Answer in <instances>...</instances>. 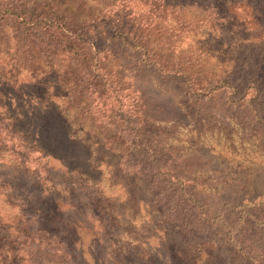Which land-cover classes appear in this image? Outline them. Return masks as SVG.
Masks as SVG:
<instances>
[{
	"label": "rangeland",
	"instance_id": "1",
	"mask_svg": "<svg viewBox=\"0 0 264 264\" xmlns=\"http://www.w3.org/2000/svg\"><path fill=\"white\" fill-rule=\"evenodd\" d=\"M139 40L148 57L131 45ZM155 49L176 66L192 65L198 78H230L242 97L206 103L223 108L215 121L183 118L181 80L171 81L167 99L184 109L160 137L164 123L145 129L148 144L171 147L194 180L191 203H173L172 190L144 175L141 157L121 155L145 120L164 114L161 76L144 61ZM247 104L264 118V0H0V130L14 117L17 126L45 125L66 145L63 163L78 170L66 171L53 154L16 160L36 139L2 132L0 222L75 223L63 236L77 245L58 247L59 256L71 253L55 264L79 263L80 252L87 264H264L256 251L262 245L264 256V236L239 251V230L220 225L244 210L264 216V122ZM10 256L0 251V264ZM48 258L22 250L16 259Z\"/></svg>",
	"mask_w": 264,
	"mask_h": 264
},
{
	"label": "trees",
	"instance_id": "2",
	"mask_svg": "<svg viewBox=\"0 0 264 264\" xmlns=\"http://www.w3.org/2000/svg\"><path fill=\"white\" fill-rule=\"evenodd\" d=\"M114 35L111 36V39H114ZM147 41H140L136 42L134 41L131 43V45L139 50H143L145 54H147V48L145 47V44ZM110 44H114L112 41H110L106 46L108 47ZM153 59H149L145 61V66L152 68L153 70H156L158 74L161 76V80H159L160 85L165 88L160 90V94L163 95L161 98L163 99V105H162V112L163 117L157 118L159 120L155 121H149L145 120L144 125L140 130L136 131L130 135L128 139V150L127 153L124 154V152L121 154L128 155L129 159H131L130 156H135L138 158L140 163H143L142 165L145 166V172L144 175L150 176L151 179L156 178L155 182L154 180L151 182L152 185H158V184H164L166 185L170 190H172L176 197L172 200L175 204H185L187 202L191 203L193 201L194 197L191 190L190 185L194 184V180L190 182V176L184 174L182 170H179L177 167V162L174 160V157L172 156L171 147L166 148L164 147V142H157L156 148L155 146H151V144H148V139H146L147 131L146 128L153 127L152 124L158 123H164L162 125L164 126H158V134L159 137L166 131H169L172 129L173 124L168 125V122L174 120L178 112H181V109H184L183 106H177L173 105V101H169L172 99L168 95L167 87L169 85V82L180 79L181 88L180 92L182 94V98L185 101V107L187 109L184 110L182 113L183 118H191L196 113H200L201 115H205L207 120L213 119L212 121H215L219 114L218 112L221 111L223 114L224 110L222 107L220 108H205L204 105L208 102H211L212 99H217L222 96H226L229 103H234V101H239L242 99V97L236 98V83L231 80L230 78H227L223 80L224 78H221L219 75L210 74L207 75V77L204 78H198L196 76V72L193 73L190 72V68H192V65H188L186 63L179 64L176 66V64H172L169 60V58L161 53V50L155 49L154 51ZM148 57V54H147ZM255 90V93L257 94L256 87H252ZM227 94H229L227 96ZM231 98L233 100H231ZM173 100V99H172ZM203 102V103H202ZM245 104V101H240L238 104L235 103V107L239 108ZM203 104V105H202ZM227 106V108L230 109V106L228 104H224ZM248 105V104H247ZM249 106V105H248ZM250 107V106H249ZM193 108V111L191 113V116H189L190 110ZM250 109H244L246 112H254L251 116H253L254 121L257 123H260V121L264 122V118H260L258 112V109H255L253 107H250ZM221 109V110H220ZM178 111V112H176ZM58 114V113H57ZM245 117V116H244ZM260 118V119H259ZM18 118H13V121L7 126L6 130H0V137L2 132L6 131L8 135L12 137V139H15V135H24L25 143L27 142V135H32V137H35L36 142H33V145L30 147V150L24 149V152L21 150L18 151L17 159H21V157H25L27 161L30 159V155H36L35 161L41 160L42 158H45L48 154H53L58 156L62 160V166L63 169H66V171L69 172H78L76 167L70 166L68 164L63 163V157L60 155V151H62L64 148L66 149V145L64 144L63 140L60 139L58 136L55 139V136L52 134H48L47 130L48 127L45 125H35L34 123H30L28 126H17L14 122ZM193 119V117H192ZM158 121V122H157ZM170 126V127H169ZM143 130V132H142ZM144 135V136H143ZM53 137V138H52ZM69 136H64V138H67L68 140ZM4 140V138H3ZM65 140V139H64ZM141 140V141H140ZM10 141V140H5ZM157 141V140H155ZM66 142V140H65ZM73 140L71 139V143L73 144ZM0 143H2L0 139ZM18 147H21L20 144L17 145ZM22 147L25 148L24 145ZM69 148L71 146H68ZM127 148V147H126ZM27 151V152H25ZM26 153V154H24ZM165 153H168L169 155L166 156ZM169 156V157H168ZM142 157H146L143 158ZM141 159V160H140ZM23 163V160H22ZM21 162L19 164H22ZM64 164V165H63ZM3 168L5 165H1ZM45 170H48V167L44 168ZM39 179L41 177L37 176ZM38 179V180H39ZM10 188H12V185H9ZM202 202V201H201ZM195 203V202H193ZM54 207L57 208L56 203L54 204ZM223 217V216H222ZM221 217V218H222ZM199 220H201L199 218ZM59 221V220H58ZM54 223L52 221L50 222H38L35 221L32 223V225L28 226L26 224L25 226L16 225V228L13 227V225H6L0 222V251L6 250L12 251V257L10 256V264H15L16 261H18L16 264H19L20 259H16L18 256V253L20 251H26L30 257H33L34 255H38L39 257L48 256L50 258L46 259L44 262H35L32 261L31 264H55L56 261L59 263L57 258H63L64 255H70V251L68 252H61V255H57L56 250H58V247H63L64 244H68L71 248H74L77 245V237L73 239L64 240V234L65 232H68L69 228H71L73 225L76 226V224H71L66 219H61L60 222ZM200 225L205 224L204 222L199 221ZM232 223V224H230ZM220 225L222 227L231 228L234 231H238L239 236L242 238H239V236L233 237L232 241L235 244V247L237 248L240 246L239 251H243L245 248L242 246L243 243H246V241H251L253 244L254 242L261 241L264 236V216L262 213H252L247 210H244L239 213L238 217L234 219L232 222H227L226 219H223L220 221ZM211 229V227H209ZM208 228V229H209ZM74 230V229H73ZM248 235H247V234ZM38 235V236H37ZM259 236V238L257 237ZM16 248H14V246ZM66 248V249H65ZM65 250H70L68 247H65ZM17 249V250H16ZM263 247L262 245L258 246L256 251L259 253V256H263ZM42 250H44L42 252ZM51 250L52 252H49ZM63 256V257H62ZM80 261L76 264H87L85 259L83 258L82 253H79ZM6 259V257H3V261ZM55 259V260H53ZM57 259V260H56ZM116 259V258H115ZM117 260V259H116ZM255 260V259H254ZM264 260V259H263ZM118 261V260H117ZM256 261V260H255ZM258 261V260H257Z\"/></svg>",
	"mask_w": 264,
	"mask_h": 264
}]
</instances>
